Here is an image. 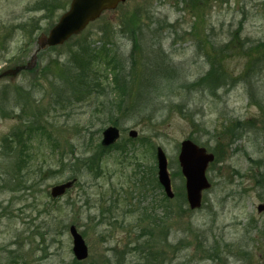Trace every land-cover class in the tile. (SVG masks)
Returning a JSON list of instances; mask_svg holds the SVG:
<instances>
[{
    "label": "rangeland",
    "instance_id": "1",
    "mask_svg": "<svg viewBox=\"0 0 264 264\" xmlns=\"http://www.w3.org/2000/svg\"><path fill=\"white\" fill-rule=\"evenodd\" d=\"M70 2L0 0V72L27 64L37 38L48 34ZM136 12L144 22L163 19L172 24L166 34L156 32L155 37L149 35L152 27L142 28L149 40L143 45L145 59L148 63L155 55L151 40L161 38L165 54L182 74L157 102L171 95L174 104L183 101L194 112L193 118L190 122L173 109L167 114L156 108L151 123H123L115 146L104 152L101 172L88 174L80 168L76 184L53 200L50 188L73 174L67 167L58 173L57 163L64 158L66 164L73 151L93 153L101 140L100 127L108 125L96 119L92 99L54 104L51 83L58 84L76 44L86 39L100 47L103 31L118 32L111 35L114 48L127 57L131 44L118 24ZM231 39L236 49H230L235 48ZM210 58L233 81L228 91L187 96L176 89L179 79L191 82L203 76ZM35 60L34 70L0 78V107L5 110L0 114V147L5 136L10 140L13 131L25 130L22 140L31 157L22 176L15 173L14 178L8 171L19 157L13 151L0 152V264L135 262L131 248L145 226L138 213L162 216L164 193L157 186L155 149L161 148L168 159L175 195L168 204L176 213L185 195L176 174L178 148L189 137L215 156L206 169L211 187L203 192L200 209L189 210L186 204L189 213L171 216L164 234L158 227L154 235L167 242L164 249L173 264H264V210L257 211L264 204V0H125L63 45L39 52ZM31 124L33 130L27 131ZM229 128L235 129L234 135L226 133ZM129 131L137 132V138H129ZM14 140L11 145L16 147ZM69 145L74 147L71 152ZM71 225L88 248L83 262L72 254ZM201 233L210 242L219 239L217 261L202 260L200 249L206 242L195 237Z\"/></svg>",
    "mask_w": 264,
    "mask_h": 264
},
{
    "label": "trees",
    "instance_id": "2",
    "mask_svg": "<svg viewBox=\"0 0 264 264\" xmlns=\"http://www.w3.org/2000/svg\"><path fill=\"white\" fill-rule=\"evenodd\" d=\"M118 27L131 44L129 55L124 57L114 48L111 35L115 32L111 34L108 32V34L103 31L100 37V47H94L93 43L83 39L70 51L69 58L59 75L58 84L51 83L54 95L53 100L54 102H58L54 104L63 107L72 102L81 103L85 99H92V103L97 106L96 119L100 121V125L106 124L112 128H118L123 123L137 119H143L151 123L156 120L155 116L158 112L155 110L156 108H161L167 114L173 109L180 117L191 122L194 112L183 101L174 104L170 100L171 95H167L165 100H162L160 103L157 102L160 101V93L172 90V84L177 81L178 75L181 77L182 74V71L172 63L170 56L165 54L161 38L155 42L150 39V45L153 47L152 50L155 52V55L153 57L149 56L147 59L148 63H146L145 59L146 50L143 45L147 44L149 40L146 41L144 39L142 28L152 27L149 29L152 30L149 32V35L155 37L156 32H159L160 35L162 33L166 34L173 28L172 24L163 19L144 22L141 20L138 12H136L132 14L131 18L120 21ZM116 33L118 32L116 31ZM229 44L235 47L230 49H236L237 43L233 39H231ZM108 75H112L111 81H108ZM102 78L105 80H102ZM230 82L233 83L232 80H229L228 75L220 70L217 60H211L209 61L208 70L203 76L191 82L180 81L179 79L176 89L182 90L187 96L194 92L215 96L219 89L228 91L232 87V83ZM249 88L252 89V87ZM249 95L250 99H252L251 94ZM254 104L260 106L257 102ZM2 112L3 110L0 107V114ZM33 126L32 124L29 125L27 131H32ZM230 129L226 133L234 135V131L237 128L233 129L232 132L229 131ZM102 130L103 128L100 127L99 133ZM24 131L22 132L18 129L11 133L10 140L12 138L15 139V143H17L16 147H13L11 141L7 138L3 139L4 143L0 147L2 154L10 155L13 151L19 157L18 162L13 161L12 168V164H10L11 169L8 173H11L12 177L15 176V173L21 177V171L27 167L31 160V157L27 154L28 145L25 143L26 141L22 140ZM189 139L203 146L196 139L191 137ZM53 146L56 147L55 145ZM68 147L70 148V152L74 150V147L70 145ZM106 150L100 143H97L93 153L77 155L73 151V155L70 153L72 156L66 159V164L63 162L64 158L57 163L58 173H61L64 167H67L65 171L73 173L69 179L81 175L82 173L78 172L80 168L84 173H100L102 168L101 160ZM123 150L124 148L121 149V151ZM176 174L183 182L179 170ZM7 181H5V185H7ZM157 186L159 187L158 184ZM13 188L11 187V189ZM182 201L175 213L168 204L169 200L163 196V201L160 204L162 207L161 218H157L152 213H138L140 214V223H145V226L140 231V234L136 236L135 243L131 248V251L137 257V260L132 264H173L167 257L164 249L163 244L167 245V242L164 240L160 241L154 234L158 227L162 229L161 234H164L166 222L171 216H182L185 213H189L185 208L186 201L184 194ZM195 237L198 242H206V245L200 249L205 256L202 260L217 261L220 255L219 249H221L219 239H215L214 237L210 242L204 233L200 235L196 234ZM222 246L226 245L223 244ZM73 264L77 263L73 262Z\"/></svg>",
    "mask_w": 264,
    "mask_h": 264
},
{
    "label": "water",
    "instance_id": "3",
    "mask_svg": "<svg viewBox=\"0 0 264 264\" xmlns=\"http://www.w3.org/2000/svg\"><path fill=\"white\" fill-rule=\"evenodd\" d=\"M125 0H72L69 9L60 17L57 24L50 30L47 37H41L38 41L39 49L46 46H58L63 44L73 35L80 33L86 26L100 17L104 11L114 10ZM34 57L32 62L26 67L30 69L34 66ZM22 68H16L9 74L14 75ZM131 138H136L137 133L130 131ZM118 136L117 130L108 128L103 132L102 145H112ZM214 159L213 154L207 153L205 148L199 147L191 140H183L179 146L178 165L182 177L184 178V187L186 201L191 210L198 209L201 206L202 192L210 187L205 176L209 163ZM157 179L162 186L165 195L172 199L174 194L171 191V183L167 170V158L161 148L156 149ZM74 180L56 185L51 189V197L62 196L66 190L70 189ZM263 207H258V212ZM72 237V253L76 260L82 261L87 258V247L74 226L69 228Z\"/></svg>",
    "mask_w": 264,
    "mask_h": 264
},
{
    "label": "flooded vegetation",
    "instance_id": "4",
    "mask_svg": "<svg viewBox=\"0 0 264 264\" xmlns=\"http://www.w3.org/2000/svg\"><path fill=\"white\" fill-rule=\"evenodd\" d=\"M47 8V7H46ZM26 65V64H25ZM22 66H24V65H20V66H16V67H22ZM6 71H8V70H5V71H3V72H0V75L1 74H3L4 72H6ZM26 70H20V71H18L14 76H9V75H7L8 77H10V78H14V77H16L19 73H21V72H25ZM29 72V71H28ZM261 184V182L259 181L258 182V185L257 186H259L260 184ZM262 185H264V183H262ZM259 206H262L263 207V210H264V204H259L257 207H259Z\"/></svg>",
    "mask_w": 264,
    "mask_h": 264
}]
</instances>
